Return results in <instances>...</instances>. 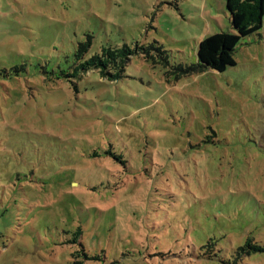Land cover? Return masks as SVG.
<instances>
[{"label": "rangeland", "instance_id": "obj_1", "mask_svg": "<svg viewBox=\"0 0 264 264\" xmlns=\"http://www.w3.org/2000/svg\"><path fill=\"white\" fill-rule=\"evenodd\" d=\"M227 30L226 0H0V69L21 68L0 76V264H264L237 257L264 247V26L237 66L188 70ZM88 35L87 57L154 43L168 60L139 51L76 88L60 72Z\"/></svg>", "mask_w": 264, "mask_h": 264}, {"label": "trees", "instance_id": "obj_2", "mask_svg": "<svg viewBox=\"0 0 264 264\" xmlns=\"http://www.w3.org/2000/svg\"><path fill=\"white\" fill-rule=\"evenodd\" d=\"M226 6L229 14V20L233 31H222L210 35L199 42L197 49V62L189 67L190 72H206L211 70L214 72H225L231 67L237 66L235 52L243 38L258 34L264 26V0H226ZM92 35H88L87 40L79 42V46L75 51L76 64L72 72L66 73L61 70V75L71 83H75L73 79L80 78L91 70H94L101 77L107 78L108 81L114 82L126 76L125 72L128 63L139 51H142L143 57L151 60L152 52H159L158 55L164 61L168 60L167 50L163 46L149 44L147 47H138L136 50L128 45L122 46H106L99 52L93 53L90 57L86 54L92 46ZM21 68L19 66H11L0 69V76H19ZM75 85V84H74ZM77 88V86L75 85ZM121 149V148H120ZM124 151V149L122 150ZM102 154L109 157L110 160H116L121 164H129L130 161L124 157L123 152L117 151V147L112 144L108 148L103 149ZM100 151L95 150L92 157L102 156ZM81 231L75 232L73 239L67 243H78ZM83 251L85 260H89L87 253ZM264 251L261 245H252L248 240L246 244L239 246L237 257L251 255L254 252ZM80 252V251H78ZM80 256V255H79ZM71 264H86L74 260H68Z\"/></svg>", "mask_w": 264, "mask_h": 264}]
</instances>
